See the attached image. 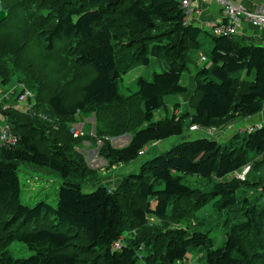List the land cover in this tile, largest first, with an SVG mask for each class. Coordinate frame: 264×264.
<instances>
[{"label": "trees", "instance_id": "16d2710c", "mask_svg": "<svg viewBox=\"0 0 264 264\" xmlns=\"http://www.w3.org/2000/svg\"><path fill=\"white\" fill-rule=\"evenodd\" d=\"M2 1L8 16L0 29L12 15L11 1ZM14 1L22 13V27L45 36V48H52L55 41L73 40L70 48L46 51L58 67L65 70L74 63L82 71L90 68L94 75L85 79L75 73L44 104L35 97L36 102L24 112L10 105L20 103L19 94L3 93L0 117L7 116L18 144L0 147V264H179L191 250L201 248L206 264H264V125L253 132H239L225 144L207 138L185 140L144 162L138 174L123 177L117 187L96 186L91 193L83 188L89 186L92 172L59 141L64 135L66 142L95 143L87 133L75 138L73 125L82 123L92 108L122 107L129 125L115 135L132 132L129 144L116 149L105 138L109 132L101 130L99 136L112 162L128 164L148 145L183 135L185 117L190 119L191 131L192 126L218 130L257 115L264 109V47L250 44L241 35L214 36L186 22L178 0ZM52 19V27L47 25L40 32V26ZM203 33L211 44L208 56L200 39ZM201 50L207 62L197 70L195 93L188 103L194 112L173 113L153 122L156 111L169 113L167 96L188 92L182 76L190 70L192 55ZM152 58L161 62L163 71L154 72L151 81L140 77L138 91L123 95V76L134 66L149 65ZM241 72L246 78L237 75ZM11 73L0 54L4 86ZM33 100L30 97L22 104L31 105ZM6 105L9 108L4 109ZM96 121L100 126L104 123ZM21 163L61 176L56 207L46 201L35 207L21 202L17 173ZM247 166L250 171L244 180L224 181ZM189 176L213 181L214 187L205 192L194 188L185 183ZM244 187L259 190L254 203L240 198ZM210 204L227 214L246 204L240 219L225 220L221 247H215L209 232L185 228L192 214ZM50 217L58 224H51ZM150 217L178 226L156 227ZM66 227L82 232L83 239H76ZM15 242L26 244L35 254L15 259L8 249ZM83 256L93 258L88 261Z\"/></svg>", "mask_w": 264, "mask_h": 264}, {"label": "rangeland", "instance_id": "374dc122", "mask_svg": "<svg viewBox=\"0 0 264 264\" xmlns=\"http://www.w3.org/2000/svg\"><path fill=\"white\" fill-rule=\"evenodd\" d=\"M9 7H11L12 15L7 20V22L1 27L0 30H4L0 34V54L3 56L6 65L11 68V80L9 84L3 85L0 81V101H2L4 94L9 93L11 97L13 94L20 95L26 89L35 101L44 104L45 100L52 94H55L60 89L61 83L67 82L69 79H73V75L77 73L82 75L85 79H90L94 72L89 68L85 70H80L74 63H71L68 66L67 71L58 67L56 63L53 62L54 56L48 54L46 51L55 52L58 49L70 48L73 40L71 39H62L55 41L52 48H45V36H40L38 31L34 28L28 26V28H23L25 24L22 13L19 10V6L14 0H10ZM263 1L264 4V0ZM42 12H45L43 9ZM39 21L41 19H38ZM42 21V20H41ZM54 19L51 21H45L43 26H40L41 30L48 29L47 25L52 27ZM205 31H209L210 28H203ZM14 29H19V32L15 33ZM45 34V33H43ZM200 39L204 43L205 54L208 56L211 44L208 39V36L203 33ZM252 44L251 42H249ZM254 45V44H252ZM257 46L264 47V44H256ZM47 54L52 56L51 58L47 57ZM203 50L197 52L194 56L192 55V61L189 62L190 70L186 71L182 76L181 83L188 87V92L184 95H169L166 97L165 102L169 108V113L164 109L156 111L154 114L153 122L159 121L169 115H173V108H181V116L185 113H193L194 110L190 107V102L194 96L195 89V78L196 73L199 68H202L206 62L202 60ZM76 65V66H75ZM162 64L155 58L151 59L149 65H137L132 68L130 72L123 76V80L120 84V92L123 95H130L138 91L139 87L137 85V80L140 77L147 79L148 81L152 80L154 72H162ZM241 79L246 78L245 72L237 74ZM28 78V80H26ZM29 86L26 85V83ZM79 87L76 85L75 95H78ZM20 102V101H19ZM36 102V101H35ZM189 103V104H188ZM14 105L16 110L25 111V108L28 106L22 104L21 102ZM6 109L9 108V105L5 106ZM104 107L92 108L88 116H84V120L81 125L77 126L79 132H84L89 134L94 140L81 141L79 144L66 142L67 139L64 135H60L59 141L61 140L67 148L72 151L73 155H76L79 159L83 160L87 167L92 172V175L88 177L87 183L89 186L83 188L85 193H91L96 190V186L106 185L109 188H115L119 185L123 177L128 176L129 174H138L140 172L141 165L156 157L157 155L168 151L174 145L183 142L185 140H197L202 138H207L215 140L219 143L225 144L228 143L231 138L239 133L241 130L247 132L249 126L255 125L253 120L249 118L246 119H237L233 123L227 125L224 128L216 130L213 133H208L206 129H199L197 132H191L188 130V125L190 119L185 117L186 132L178 137H173L169 140L161 141L159 143L148 145L144 151L141 153L140 157L128 164H122L118 162H112L110 157L107 155L106 150L104 149V140L100 139V132H109L105 138L110 142L111 146L116 149L123 148L129 144L132 132H127L123 134L115 135L119 133L121 129L127 128L128 116L125 114V109L122 107H116L115 109H105ZM23 111V112H24ZM260 115H254V118H264V109ZM97 119L102 120V126L97 125ZM106 123V124H105ZM111 124L114 129L108 125ZM262 126L264 122H261ZM233 129H229L230 126H233ZM122 127V128H121ZM57 130V126L54 127ZM121 128V129H120ZM130 128H135L133 124ZM125 130V129H124ZM114 133V134H113ZM56 136V135H55ZM53 137V136H52ZM18 177L21 184V202L24 205L30 207H35L39 202L46 201L53 206H57L58 201V191L62 184V178L57 173H52L51 171L45 168H38L31 164L21 163L18 169ZM231 174L227 176L224 181H229L234 178H238V174ZM256 174H252V178H256ZM185 183L191 185L194 188L200 189L202 191H210L214 187L213 181H205L195 176H189L186 178ZM258 189H248L244 187L240 191V198H250L252 203H254L259 194ZM242 205V204H240ZM244 206L237 210L235 213H220L212 204L207 205L206 207L199 210L197 213L192 214L188 218L189 226H185L186 229L190 231L195 228H200L202 232H209L214 239L215 247H221L225 242V220L230 218L232 220H238L242 217V213L246 208ZM49 222L58 224V221H55L53 218H49ZM149 221L156 227L166 226L165 229H168L170 226H178L174 222H162L160 219L150 217ZM68 231H71L76 239L82 240V232H78L66 227ZM75 244L82 246V242L75 241ZM10 253L15 259H28L35 254L34 251L22 243L15 242L9 248ZM83 260L88 258V261L92 260V256H83ZM179 264H206L205 260V250L194 249L191 250L186 259Z\"/></svg>", "mask_w": 264, "mask_h": 264}, {"label": "built area", "instance_id": "2783aa9c", "mask_svg": "<svg viewBox=\"0 0 264 264\" xmlns=\"http://www.w3.org/2000/svg\"><path fill=\"white\" fill-rule=\"evenodd\" d=\"M205 3H216L220 7L221 16L225 21H222L218 24H213L210 27L209 32H211L214 36H236L241 34L242 26L244 23L248 22L253 27L264 31V4H259L254 10H248L241 4H236L232 0H201ZM182 7L185 10V19L186 22H189L192 17V6L191 0H183L181 1ZM204 62H207L205 57H202ZM32 97V95L25 89L20 95L19 101L21 103H25L28 99ZM28 105L25 110L32 107V105ZM6 109V107H4ZM1 116V111H0ZM81 125V123L74 124L71 128V133L75 138L84 135V132H79L77 126ZM262 125H254L249 127L247 132H253L255 129L260 128ZM200 128L197 126H192L190 128L191 132H197ZM208 133L216 132L215 129H206ZM18 144V138L13 133V129L11 124L8 121L7 116L3 119L0 117V147L11 148L15 147ZM250 171V166H247L245 169L238 174V179L244 180L246 174ZM116 249H119L120 243H116L114 245Z\"/></svg>", "mask_w": 264, "mask_h": 264}, {"label": "crops", "instance_id": "0c3cea01", "mask_svg": "<svg viewBox=\"0 0 264 264\" xmlns=\"http://www.w3.org/2000/svg\"><path fill=\"white\" fill-rule=\"evenodd\" d=\"M178 1H183V0H178ZM232 1L236 4L243 5L248 10H254L259 4H263V1L261 0H232ZM191 6L193 12L189 23L192 25L209 29L213 24H218L224 20V18L221 16L219 5L214 2L205 3L201 0H191ZM240 35L245 37L248 42H251L254 45L264 44V31H261L253 27L248 22L243 24ZM172 112L176 115H181L182 113L181 108H173ZM261 113L257 115H260ZM253 117H250V120H253V123H255V125H262L261 122H264V118L253 119ZM233 128L234 125L230 126L229 129L231 130ZM240 132L243 131L241 130Z\"/></svg>", "mask_w": 264, "mask_h": 264}, {"label": "water", "instance_id": "95a60500", "mask_svg": "<svg viewBox=\"0 0 264 264\" xmlns=\"http://www.w3.org/2000/svg\"><path fill=\"white\" fill-rule=\"evenodd\" d=\"M8 16V8L3 3L2 0H0V25L7 19Z\"/></svg>", "mask_w": 264, "mask_h": 264}]
</instances>
